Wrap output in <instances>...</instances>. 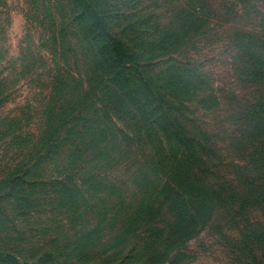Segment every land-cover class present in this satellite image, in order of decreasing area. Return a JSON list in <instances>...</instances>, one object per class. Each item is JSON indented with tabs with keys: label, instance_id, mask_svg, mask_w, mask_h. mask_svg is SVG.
I'll return each instance as SVG.
<instances>
[{
	"label": "trees",
	"instance_id": "obj_1",
	"mask_svg": "<svg viewBox=\"0 0 264 264\" xmlns=\"http://www.w3.org/2000/svg\"><path fill=\"white\" fill-rule=\"evenodd\" d=\"M231 1H30L25 20L30 29H40L41 42L30 49L23 40L13 69L0 78V104L3 88L30 76L35 70L29 67L42 66L37 78H44L48 91L45 106L29 115L38 130L29 148L35 160L64 155L73 165L158 168L165 178L163 206L172 221L164 224L163 208L154 206L159 196L148 187L152 180L140 178L146 195L135 212L113 219L123 245L86 264H156L143 251L154 247L155 253L159 246L184 258L183 240L219 219L243 221L242 238L233 239L232 248L244 264H264V223L245 221L250 212L264 210V19L242 25L247 13L237 12L264 0ZM5 5L0 0V33ZM226 26L236 79L255 93L239 107L234 97L231 142L237 140L246 154L243 165L223 172L221 148L204 116L219 110L224 94L195 57ZM27 253L26 259L0 253V264H57V258L44 263Z\"/></svg>",
	"mask_w": 264,
	"mask_h": 264
},
{
	"label": "rangeland",
	"instance_id": "obj_2",
	"mask_svg": "<svg viewBox=\"0 0 264 264\" xmlns=\"http://www.w3.org/2000/svg\"><path fill=\"white\" fill-rule=\"evenodd\" d=\"M30 1L6 0L4 10L7 9L8 14L1 23L3 31L0 33L3 39L0 41V78L9 73L8 68L13 69L12 63L24 46L23 40L30 49L41 42L40 29H30L32 24L28 26L29 21L25 20ZM214 1L218 4L231 0ZM254 6L246 11L245 7L238 6L239 15L247 13L242 25L247 22H251L249 26L257 25L264 19V2H254ZM227 28L218 32L214 38L216 43L206 46L195 57L211 74L214 88L224 94L219 110L204 116L207 129L216 136L221 148L219 157L224 164L221 166L223 172L230 170L234 163L243 165L241 157L246 154L237 140L231 142L235 138L234 97L239 107L244 101H250L255 93L253 88L236 79L234 67L230 65L234 54L228 47L230 28ZM28 33L31 38L26 39ZM38 66L27 69L35 70L30 76L16 77L17 83L3 88L1 95L4 99L0 104V253L26 259L30 252L37 254L33 261L41 257L42 262L47 263L57 258V264H86L99 260L103 256L100 254L105 252L110 255L123 245L121 232L113 219H117L118 213L135 212L140 198L146 195V188L141 190L140 187L143 183L137 181L143 177L152 180L148 187L152 188L151 193L159 196L154 206L163 208L164 224L171 222L172 214L165 217L168 212L163 206L165 178L162 169L133 171L113 165L98 167L79 162L73 165L62 160L64 155L50 156L42 162L35 160L29 148L37 143L38 130L36 120L29 115L44 109L39 106H45L42 100L48 92L43 89L44 78H37V73L43 69ZM76 70L79 71L78 66ZM19 116L27 117L21 124L9 122ZM245 221L251 225L263 224L264 210L250 212ZM241 223L240 219H226L222 223L219 219L209 228L194 230L193 236L180 245L184 258L179 254L175 256V252L169 255L160 246L155 253L152 252L154 247L143 252L146 259L152 256L156 264H244L232 248L233 239L242 238Z\"/></svg>",
	"mask_w": 264,
	"mask_h": 264
}]
</instances>
